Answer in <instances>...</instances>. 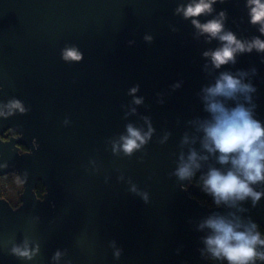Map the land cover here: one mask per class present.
Wrapping results in <instances>:
<instances>
[{
  "label": "water",
  "instance_id": "1",
  "mask_svg": "<svg viewBox=\"0 0 264 264\" xmlns=\"http://www.w3.org/2000/svg\"><path fill=\"white\" fill-rule=\"evenodd\" d=\"M199 2L0 0V179L15 174L23 187L15 208L0 198V264H214L207 219L264 229V182L251 185L255 206L209 207L176 175L193 149L208 157L195 175L231 168L202 147L206 89L222 74L256 91L213 99L264 126V51H237L219 68L205 56L228 32L246 48L264 42V23L251 22L249 0H205L210 12L185 17ZM193 20L223 28L212 37ZM69 50L80 59H65ZM129 126L146 141L130 155ZM7 131L15 137L1 139Z\"/></svg>",
  "mask_w": 264,
  "mask_h": 264
},
{
  "label": "clouds",
  "instance_id": "2",
  "mask_svg": "<svg viewBox=\"0 0 264 264\" xmlns=\"http://www.w3.org/2000/svg\"><path fill=\"white\" fill-rule=\"evenodd\" d=\"M211 2L214 3L215 0ZM249 4L252 5L251 22L264 23V3L261 0H249ZM210 11L211 3L200 0L195 5L190 4L184 10V14L185 17L199 16ZM192 22L212 37H217L223 28V25L216 20L203 25L196 20ZM261 32L264 33V27L261 28ZM219 39L224 42L223 46L215 52L205 53V56H211L217 68L229 61H234V54L237 51L250 52L253 47L264 51V42L259 39L254 40L247 48L231 32L219 35ZM69 58L80 59V55L74 50H69L65 54V59ZM206 91L209 94L206 98L209 100L207 110L212 114V119L202 126L205 134L202 147L209 153H219L218 162L221 165L231 164V168L226 172L210 168L207 174L201 177L203 189L212 195L217 205L221 201L227 202L234 199L242 201L246 197H251L255 206L262 193L255 191L251 185L264 182V126L242 105L229 108L222 101L213 98L234 99L237 92H255L256 89L224 73L215 85L207 88ZM140 102L136 101V103ZM128 132L130 136L125 138L123 150L130 155L134 149H138L146 141L145 137L131 126ZM137 141L140 143L138 144ZM181 159L183 160V157ZM198 159L207 160L208 157H198L197 152L194 149L191 150L187 161L177 169V177L180 180L191 179L195 175V170L201 167L197 162ZM144 198L146 200L147 196L145 195ZM204 226L212 230V235L206 237L204 242L213 257L226 259L228 264H255L257 259L264 260V252L257 250V246L264 247V239L261 238L256 223L250 222V227L238 231L237 229L242 225L228 222L223 217H215L207 219L205 224L201 225V227ZM12 252L28 259H31L33 255L26 249L22 251L16 247L12 249Z\"/></svg>",
  "mask_w": 264,
  "mask_h": 264
},
{
  "label": "trees",
  "instance_id": "3",
  "mask_svg": "<svg viewBox=\"0 0 264 264\" xmlns=\"http://www.w3.org/2000/svg\"><path fill=\"white\" fill-rule=\"evenodd\" d=\"M201 177H202L201 175H194L191 178V182L200 187V191H201L200 202L202 204L208 205L209 207L218 206L215 203L212 195L204 191L203 181H202ZM35 193H36L37 197H39V198H41L43 196L44 187L40 183L37 184V187L35 189ZM257 230L261 233V236L264 238V229H262L261 227L258 226ZM206 259L213 262L214 264H228V261L226 259H223V258L217 259V258L213 257L209 250L206 252Z\"/></svg>",
  "mask_w": 264,
  "mask_h": 264
},
{
  "label": "rangeland",
  "instance_id": "4",
  "mask_svg": "<svg viewBox=\"0 0 264 264\" xmlns=\"http://www.w3.org/2000/svg\"><path fill=\"white\" fill-rule=\"evenodd\" d=\"M23 187L19 177L15 174L0 179V198L6 199L11 205L20 203Z\"/></svg>",
  "mask_w": 264,
  "mask_h": 264
},
{
  "label": "flooded vegetation",
  "instance_id": "5",
  "mask_svg": "<svg viewBox=\"0 0 264 264\" xmlns=\"http://www.w3.org/2000/svg\"><path fill=\"white\" fill-rule=\"evenodd\" d=\"M15 133H10V132H5V133H3L2 135H1V139H3V140H8L9 138H11V137H15ZM19 205V204H18ZM18 205H11L12 207H17Z\"/></svg>",
  "mask_w": 264,
  "mask_h": 264
}]
</instances>
